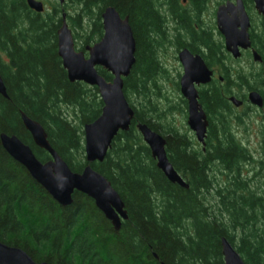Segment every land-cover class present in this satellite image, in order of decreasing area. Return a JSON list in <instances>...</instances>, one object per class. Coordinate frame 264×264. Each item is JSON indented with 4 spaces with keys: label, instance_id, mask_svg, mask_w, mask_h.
I'll use <instances>...</instances> for the list:
<instances>
[{
    "label": "trees",
    "instance_id": "trees-1",
    "mask_svg": "<svg viewBox=\"0 0 264 264\" xmlns=\"http://www.w3.org/2000/svg\"><path fill=\"white\" fill-rule=\"evenodd\" d=\"M68 1L71 11L54 3L37 13L27 0H0V75L9 96L0 94V134L17 135L38 159L50 160L25 129L24 112L43 125L52 147L74 172L83 170V128L100 116L103 101L96 87L69 81L58 55L57 31L66 12L75 47L85 51L102 38V12L114 6L122 17L129 16L136 40V63L124 79L135 116L129 131L114 139L105 160L92 167L111 182L129 217L117 231L95 202L79 192L71 206H61L0 141V240L49 264H224L221 242L226 237L246 264H264V141L263 155L256 160L230 130L233 105L227 99L240 95L246 101V90L264 97V17L251 33L262 68L236 70L240 81L214 82L209 92H199L212 129L207 152L199 149L198 154L186 133L164 124L165 111L154 98L161 94L158 78L165 73L156 54L164 19L158 5H170L172 16L191 32L192 45L198 39L207 46L208 66L227 64L230 57L222 56L223 46L211 37L215 27L205 29L207 33L194 28L207 0H189L193 11L188 16L181 0ZM98 72L107 81L113 78L103 68ZM236 88L243 92L235 93ZM138 123L167 140L169 160L188 189L171 183L158 169Z\"/></svg>",
    "mask_w": 264,
    "mask_h": 264
},
{
    "label": "water",
    "instance_id": "water-1",
    "mask_svg": "<svg viewBox=\"0 0 264 264\" xmlns=\"http://www.w3.org/2000/svg\"><path fill=\"white\" fill-rule=\"evenodd\" d=\"M64 5L67 0H58ZM258 15L264 17V0H253ZM30 9L37 13L45 10L43 2L27 0ZM103 36L93 45L85 47L86 52L77 50L73 32L67 22V14L63 13V21L57 31L58 55L70 82H84L98 89L103 108L100 116L84 126V150L87 165L80 172H74L60 154L52 147L43 125L21 112L25 129L30 133L34 144L47 151L50 160L43 162L37 158L32 148L17 135L0 134V141L7 153L26 168L36 180L61 206L68 207L74 203L75 192L91 198L96 207L110 221L115 230H120L124 221L128 220L125 203L111 182L92 164L105 160L114 139L120 132L129 131L135 116L124 92V79L127 78L136 63V40L130 25L129 16L122 17L114 6L106 7L102 12ZM216 25L224 36L226 49L235 59L241 57V50L252 47L250 37L251 20L243 0L227 1L218 6ZM255 62H262L258 51L253 50ZM184 73L180 79V91L187 101L188 126L196 134V138L205 145L208 128L207 114L199 101L200 85L212 81L213 71L200 55L194 56L184 49L180 53ZM101 67L112 74L107 81L99 72ZM264 77V71H263ZM0 94L8 98L7 88L0 75ZM236 107L243 101L230 97ZM251 105L264 108V98L260 92L248 93ZM137 129L143 141L150 148L152 158L156 160L158 169L174 184L188 189L189 184L170 162L167 154V140L145 123H138ZM222 254L224 264H246L236 248L226 238H222ZM0 264H49L36 262L23 249L10 246L0 240Z\"/></svg>",
    "mask_w": 264,
    "mask_h": 264
},
{
    "label": "rangeland",
    "instance_id": "rangeland-1",
    "mask_svg": "<svg viewBox=\"0 0 264 264\" xmlns=\"http://www.w3.org/2000/svg\"><path fill=\"white\" fill-rule=\"evenodd\" d=\"M39 1H42L45 4L46 9L49 8L51 4H59L58 0ZM223 1L224 0H207L204 5L205 9L202 11L204 12L202 15V19L205 22V26H214L215 31L217 27L216 9L218 4ZM67 4H69V1ZM67 4H65L63 7L66 12L68 10L71 11V7H68ZM252 15L255 17V25L259 29L261 16H258L255 12H252ZM86 54L88 53L86 52ZM176 56L177 53L174 48H168L166 52L162 51L160 53L161 63L162 66L165 68V73L163 74V76H160L158 78V82L162 88L161 94L155 96L154 98L157 99L161 110L165 111L166 117L163 119L164 124H169L177 127L181 132L186 133V135L191 140L198 143L194 132L189 128L187 123V108L186 104L183 103L182 94L178 86L179 78L182 74V69L180 67V64L178 63V60L176 59ZM253 62V60H248L247 57H244L239 60H235L230 57L227 61V64L233 67L234 70H241V72H247L250 69L252 71L258 72L259 67ZM242 92L243 89L236 88L235 93L241 94ZM244 92L247 95L249 90H246ZM235 96L240 100L244 99L240 95ZM132 100L138 101V98L134 97ZM232 108L233 109L231 117L228 116L231 126L230 130L233 132L237 140L244 142V145L250 149L251 153L256 158V160L259 159V157L263 155L262 151L264 141V119L262 113H260V110H258L254 105L251 106L250 103H245L244 107L240 109L235 106H233ZM239 118H241V120H239ZM199 149L201 148L199 147Z\"/></svg>",
    "mask_w": 264,
    "mask_h": 264
},
{
    "label": "flooded vegetation",
    "instance_id": "flooded-vegetation-1",
    "mask_svg": "<svg viewBox=\"0 0 264 264\" xmlns=\"http://www.w3.org/2000/svg\"><path fill=\"white\" fill-rule=\"evenodd\" d=\"M227 1H230V2H233V3L235 2V0H224L222 3L218 4V6L223 4V3H226ZM243 2H244V5H245V9H246L248 15L250 16V20H251V27H250V35H251L253 29H255L256 31L258 30V27L254 23L255 17L252 15V8L254 7V5L252 6V4L248 3L247 0H243ZM158 7H159V9L161 11V14H162L164 19H163V26H162L163 34L160 33V35H159L160 45L157 48V52H156L157 59L159 61L160 66L163 69H165L162 66V63H161L160 53L162 51L166 52L168 48H174L176 50V53H177L176 59L178 60V63L180 64V67L182 69V74H181V76L179 78V82H178V85H179L180 79H181V77H182V75L184 73V67H183V64H182V62L180 60L181 51H183L184 49H187L194 56L200 55L205 61V57L208 55V48H207V46L205 44H203L198 39H197L198 45H196V46L192 45L194 43V38H193L191 32L187 31L182 25H180L178 23L179 21H177L176 17L172 16V13L170 12V5L168 3L161 2L160 5H158ZM180 7H181L182 11H184V10L186 11V15L187 16L190 13H192V11H193V5H192V3L189 0H181ZM203 13L204 12L200 13L201 15H200V19L198 21V23L200 25L198 26V24L194 23V28H195V30L199 29L201 32L207 33L205 31V29H207V28L209 29L210 26H205V22L202 19ZM188 19H190L189 23H192L191 18L188 17ZM211 37H212V40L217 41L218 44L223 46V49H221L222 53H223L222 56H227L228 58L232 57L231 53L228 52L227 49H226L225 38L218 31V29H216V31L214 29L211 31ZM253 50H256V48H255V46H253V43H252V47L250 49H247V50H243L242 49L241 50V57L236 59V60L242 59L244 57H247L248 60H253V54H252ZM224 62L225 61H219V62L217 61L212 66H208L213 71L212 81L209 84H207V85H200L198 87L199 90H202V91L205 90V91L209 92L210 86L214 82L215 83L219 82V84L221 83V86H222V84H225L228 80L235 81V82L236 81H240L239 77L235 74L236 70H234L233 67L229 66L228 64H225ZM205 63H206V61H205ZM253 63L256 64L259 68H262V62L259 63V62H255L254 61ZM248 71H252V70L250 69ZM263 71H264V68L262 69V74H263ZM227 99L230 100V96ZM183 100L186 101V99H183ZM199 100H200V96H199ZM244 104L242 106L238 107V108L240 109V108L244 107ZM186 108H188L187 107V103H186ZM232 109L233 108L231 107V113H232ZM260 113H262V116H263L264 115V109L263 110L261 109ZM229 116L231 117V115H229ZM207 118H208L209 124H208L207 134H206V138H205V145H202L201 143H199L198 140H197L198 143H196V142H194L193 140L190 139L191 143H193L192 147H194V148H196L198 150L197 151L198 154H199V147L201 148L203 153L207 152V141H208V138H209V135H210V131L212 129V124L210 122V119H209L208 115H207ZM217 134H218V132H217ZM195 136H196V134H195Z\"/></svg>",
    "mask_w": 264,
    "mask_h": 264
}]
</instances>
